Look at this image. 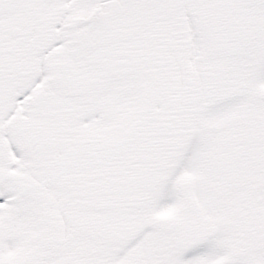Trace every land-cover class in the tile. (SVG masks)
<instances>
[{
	"label": "snow or ice",
	"instance_id": "1",
	"mask_svg": "<svg viewBox=\"0 0 264 264\" xmlns=\"http://www.w3.org/2000/svg\"><path fill=\"white\" fill-rule=\"evenodd\" d=\"M0 264H264V0H0Z\"/></svg>",
	"mask_w": 264,
	"mask_h": 264
}]
</instances>
